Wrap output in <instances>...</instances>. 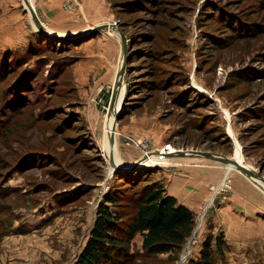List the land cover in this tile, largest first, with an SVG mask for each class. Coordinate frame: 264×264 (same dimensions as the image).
Instances as JSON below:
<instances>
[{
	"label": "rangeland",
	"instance_id": "374dc122",
	"mask_svg": "<svg viewBox=\"0 0 264 264\" xmlns=\"http://www.w3.org/2000/svg\"><path fill=\"white\" fill-rule=\"evenodd\" d=\"M23 1L0 0V264H73L98 203L115 195L120 204L106 205L128 214L133 207L125 199L154 181L168 194L174 181L183 191L203 183L206 198L192 210L195 231L178 252L156 254L145 253L136 233L128 243L134 259L124 264H191L208 233L221 232L225 242L220 211L232 194L258 195L259 238L246 251L224 243L214 264H264L260 182L206 157L172 153L164 163L114 171L109 161L111 154L128 166L168 144L233 157L238 144L247 165L262 166L264 175L260 0H58L59 23L42 12L44 0H28L56 33L101 23L120 43L118 28L124 33V87L115 101V107L121 103L112 148L100 105L116 79L122 43L113 65L85 67L80 44L104 30L81 39L48 38Z\"/></svg>",
	"mask_w": 264,
	"mask_h": 264
},
{
	"label": "trees",
	"instance_id": "16d2710c",
	"mask_svg": "<svg viewBox=\"0 0 264 264\" xmlns=\"http://www.w3.org/2000/svg\"><path fill=\"white\" fill-rule=\"evenodd\" d=\"M264 5V0H260ZM0 188V198L3 195ZM130 213L114 211L107 203L118 201L107 194L97 205L88 238L73 264H124L134 259L128 243L141 234V247L146 254L178 252L190 236L195 224L194 212L165 192L162 182L144 184L141 191L128 196ZM2 211L0 210V214ZM127 216L123 219V216ZM2 227V226H1ZM0 235H2L0 231ZM223 235L208 233L201 243L199 257L191 264H214L215 255L223 256Z\"/></svg>",
	"mask_w": 264,
	"mask_h": 264
},
{
	"label": "crops",
	"instance_id": "0c3cea01",
	"mask_svg": "<svg viewBox=\"0 0 264 264\" xmlns=\"http://www.w3.org/2000/svg\"><path fill=\"white\" fill-rule=\"evenodd\" d=\"M42 3V7L44 8L42 12L46 14L47 19L52 21L53 19L60 20L62 15L58 0H44ZM59 11L60 15L58 16ZM58 20L54 23H59ZM52 29L57 28L52 27ZM80 46L84 49V66L92 69L94 63L106 62L107 65H113V62L110 61L112 58H115L117 62L121 43L119 37H116L110 31L104 30L102 31L101 36L99 35L91 40L83 41ZM87 48H91V50L89 49L85 52V49ZM115 67H117V64H115ZM208 171L209 169H204V172L210 174ZM197 172L198 171L196 170L195 173ZM199 184L200 185L195 184V187H191V189L188 188L183 191V184L178 185L177 182L174 181L173 186H170L172 187L170 194H173L179 203H182L193 210L194 206H196L195 203H197V200H201L203 202L206 198L205 195L207 190H205L203 183L201 184L200 182ZM234 191H239V189L237 188ZM190 203H192V205H190ZM261 203L262 202L258 200V195L249 196V194H245L244 197L242 194L240 196L239 194H236L235 196H233V194L230 195V199L223 205L224 208L220 211V214L223 216L222 219L226 220L227 230L224 231L226 232L225 244L228 246V249H237L239 251L242 249L246 251L247 247H251L252 242L259 238L258 233L260 232L261 226L260 223L255 220L253 211L256 210L257 206L260 207L259 204ZM223 224H225V221L222 225Z\"/></svg>",
	"mask_w": 264,
	"mask_h": 264
},
{
	"label": "water",
	"instance_id": "95a60500",
	"mask_svg": "<svg viewBox=\"0 0 264 264\" xmlns=\"http://www.w3.org/2000/svg\"><path fill=\"white\" fill-rule=\"evenodd\" d=\"M26 3V8L29 11L31 18L33 20V23L37 29L38 32H40L42 35L48 37V38H55V39H59V40H73V39H81L84 38L86 35L91 34V33H96L97 31L100 30H104L107 27V24H97V25H93L92 27H88V28H82V29H78V30H73V31H65V32H61V33H56V32H47L45 29V26L43 24V22L39 19V17L37 16L36 12L34 11V9L31 7V5L28 3L27 0H24ZM115 25V24H114ZM116 27V25H115ZM119 31V35L121 38V43L123 46V52H122V60H121V64H120V69L117 70L116 72V79L114 81V84L111 88V90L109 91L108 94H102V98L103 100V104L100 105L101 109L103 112H105V107L107 106L108 108H111L115 102V98L117 95V91L118 88L121 86V78H122V74L124 73L125 70V63H126V54H127V50H126V37L124 35V33L118 28ZM118 113H115V120L118 117ZM109 141L112 144L113 142V135L112 132L109 135ZM172 154V153H171ZM174 155H195V156H201V157H206V158H210V159H214L217 160L221 163H232L234 164L241 172H243L244 174L254 177V178H259V179H264V177L262 176V173L260 172L262 166H260V168L258 170L253 169L252 167L249 166H245L239 162H237L233 157L230 156H226V155H222L219 153H215V152H211V151H206V150H197V149H179L177 151H175V153H173ZM139 159L133 161L132 163H130V167L127 166L128 168H132L134 166H137L139 161ZM111 163H112V171L117 170V169H128V168H124L121 165H118L116 163L113 164L112 160L110 159Z\"/></svg>",
	"mask_w": 264,
	"mask_h": 264
},
{
	"label": "bare ground",
	"instance_id": "6f19581e",
	"mask_svg": "<svg viewBox=\"0 0 264 264\" xmlns=\"http://www.w3.org/2000/svg\"><path fill=\"white\" fill-rule=\"evenodd\" d=\"M28 1V0H27ZM24 2V4H26L25 3V1H23ZM27 7V6H26ZM32 7V6H31ZM33 8V7H32ZM27 9V8H26ZM34 9V8H33ZM35 11V10H34ZM29 12V11H28ZM36 12V11H35ZM38 16V15H37ZM44 24V23H43ZM44 26H45V29H46V31L47 32H54V31H51L50 29H48L47 27H46V25L44 24ZM107 29L109 28L108 26L106 27ZM105 28V29H106ZM104 29V30H105ZM121 60H122V55H121V58H120V62H119V67H118V69H120V64H121ZM121 86L118 88V91H117V95H116V98H115V101H118L119 100V97H120V94H121V88L122 87H124V81H123V77L121 78ZM120 103H121V100H120ZM120 103L118 104V106L120 105ZM115 102H114V104H113V106L111 107V108H108L107 106L105 107V114H106V118H107V120H108V122H107V127H108V129H109V131L107 132V135H108V139H109V135H110V133H111V131L112 130H115V126H116V120H115V118H114V115H115V113L118 111V106L117 107H115ZM113 120V121H112ZM113 124V125H112ZM107 139V140H108ZM109 143H110V141H109ZM113 144H114V137H113V142H112V144L110 143V147L112 148V146H113ZM236 146H235V150H234V153H233V158L237 161V162H239V163H241V164H243V165H245V166H248L247 165V163L244 161V159H243V157H242V155H241V153H240V150H239V147H238V144H235ZM175 152V148L171 145V144H168V145H164V146H162V147H160V148H158L157 149V152H145V155L144 156H140V157H138V158H136V159H134L133 161H135V160H137V159H139L138 161H139V163H138V165H143V164H151V163H155V162H159V163H164L165 161H167L166 159V157H165V155L166 154H171V153H174ZM173 156H178V155H174V154H172ZM181 156H195V155H181ZM181 156H178V157H181ZM197 157H201V156H197ZM110 159L112 160V162H113V164L114 163H116V164H118V165H121L122 167H124V168H128L127 166H126V164H129V163H126V164H124V163H117V162H115L114 160H113V158H112V156H111V154H110V156H109V161H110ZM132 161V162H133ZM132 162H130V163H132ZM110 164H111V166H112V163H111V161H110ZM224 164H226L227 165V168L229 167V166H232V167H234V168H236V169H238L234 164H232V163H224ZM129 166V165H128ZM130 167V166H129ZM250 167V166H249ZM239 170V169H238ZM240 171V170H239ZM241 172V171H240ZM243 173V172H242ZM244 174V173H243ZM244 175H246V174H244ZM246 176H248V175H246ZM263 177H264V175H262ZM249 178H252V179H254L256 182H260L259 183V185L260 186H262V187H264V179H259V178H254V177H251V176H248ZM262 182V183H261ZM194 231H195V228L193 229V231H192V234L194 233Z\"/></svg>",
	"mask_w": 264,
	"mask_h": 264
}]
</instances>
